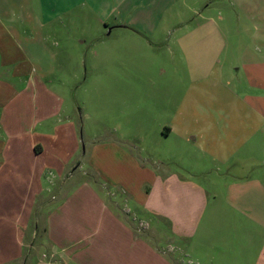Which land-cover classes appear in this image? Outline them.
<instances>
[{
  "label": "rangeland",
  "instance_id": "rangeland-1",
  "mask_svg": "<svg viewBox=\"0 0 264 264\" xmlns=\"http://www.w3.org/2000/svg\"><path fill=\"white\" fill-rule=\"evenodd\" d=\"M88 1L0 0V12H44L45 37L50 38L45 50L48 54L58 51L59 57L36 69L43 85L64 97L65 112L59 126L65 128L70 115L80 144L71 162L64 159L65 167L74 171L55 177L54 185L44 180L41 203L48 208L34 210L31 229L37 219V241L44 244L46 253L49 246L43 240L50 205L88 183L100 192L97 194L104 205H119V216L126 227L133 225L139 239L149 242L165 258L176 256L185 264L189 260L196 263L185 256V241L172 232L160 214L138 207L120 188L102 193L107 189L105 183L89 165L95 119L86 114L101 115L107 127L126 137L124 147L140 156L161 178L172 176L174 183L205 190L210 200L204 218L214 204L223 203L231 209L227 200L231 188L244 184L245 169L255 173L263 159L264 127L252 116L250 130L243 131L242 116L232 111L243 113L251 106L245 97L254 89L238 68L245 58L243 51L251 46L245 29L253 24L246 17L243 0H146L130 20L121 19L120 9L111 0L115 9L109 14L100 10H110L100 1ZM129 3L136 5L134 0ZM149 3L148 10L145 7ZM124 10L131 9L124 6ZM122 21L146 29L118 31ZM186 27L190 31L181 30ZM23 28L35 33V20L28 19ZM199 28H217L221 34L192 32ZM51 32L52 42L57 39L60 48L51 45ZM81 41H85L83 46H73ZM186 45L188 50L184 51ZM211 52L214 61L210 68L206 61ZM170 124L178 130L166 136ZM137 135H142V142L133 140ZM69 136L64 130L58 134L65 145L70 143ZM244 138L248 139L246 144ZM57 149L67 152L64 146ZM82 194L74 195V200L82 202ZM26 250L30 258L33 249L28 245Z\"/></svg>",
  "mask_w": 264,
  "mask_h": 264
},
{
  "label": "crops",
  "instance_id": "crops-1",
  "mask_svg": "<svg viewBox=\"0 0 264 264\" xmlns=\"http://www.w3.org/2000/svg\"><path fill=\"white\" fill-rule=\"evenodd\" d=\"M95 1L110 9H100L103 13L115 9L109 0ZM111 1L120 9L121 19L127 20L147 2L134 0V5L129 3L131 0ZM243 3L253 26L245 29L251 46L243 51L245 58L238 71L244 74L243 79L254 93L245 97L250 109L243 113L232 111L242 116L240 127L246 131L251 128L252 116L264 127V0H243ZM124 6L131 10L125 11ZM145 8L149 10L150 3ZM30 18L35 20V33L23 28ZM44 18L43 11L0 12V264H185L182 257L165 258L149 242L139 239L133 225L126 227L119 216V205H104L99 191L88 183L59 203L51 204L52 207L48 205L43 237L49 246L46 253L44 244L38 243V220L34 229L31 224L34 210L48 208L41 203L44 180L54 185L55 177L66 171L71 174L74 170L65 165L74 159L80 145L70 115L66 127L59 126L65 112L64 97L50 92L36 69L59 57L58 51L48 54L45 50V42L50 38L45 37ZM117 29L137 33L146 28L122 21ZM181 30L190 31L187 27ZM198 31L221 34L217 28L192 30ZM51 34V45L60 48L57 39L55 44L52 42ZM84 44L81 41L73 46ZM183 50H188V46ZM212 53L207 56L209 67L214 61ZM210 73L214 74L212 70L209 71L212 76ZM86 115L95 119L89 165L105 183L107 189L102 193L109 194L104 192L108 188H120L138 207L160 214L161 220L169 222L172 232L185 241V256L197 260L196 263L189 260L187 264H264V144L259 169L255 173L245 169L244 184L231 188L227 199L231 209L223 203L214 204L209 216L204 218L210 200L205 190L174 183L172 176L161 178L140 156L124 147L126 137L107 127L101 115ZM63 130L70 133L69 145L58 138ZM176 130L178 126L167 125L166 136ZM133 140L140 143L143 137L137 135ZM247 141L244 138V144ZM237 142L243 145L242 141ZM58 146H64L67 152L58 150ZM82 192L84 200H74V195ZM28 245L33 249L30 258ZM169 246L173 249L172 244Z\"/></svg>",
  "mask_w": 264,
  "mask_h": 264
}]
</instances>
